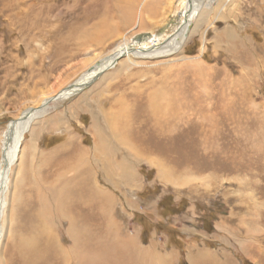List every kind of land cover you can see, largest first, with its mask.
<instances>
[{
	"label": "rangeland",
	"instance_id": "1",
	"mask_svg": "<svg viewBox=\"0 0 264 264\" xmlns=\"http://www.w3.org/2000/svg\"><path fill=\"white\" fill-rule=\"evenodd\" d=\"M151 1L138 0L124 23L102 0H0V160L10 122L117 57L23 133L0 264H21L12 245L38 227L67 264H264V0H226L190 26L178 53L130 66L114 52L122 40L148 51L181 21L182 0ZM154 90L151 105L129 102ZM97 140L107 149L96 157ZM71 193L87 198L74 212L97 234L89 249L67 232Z\"/></svg>",
	"mask_w": 264,
	"mask_h": 264
},
{
	"label": "bare ground",
	"instance_id": "2",
	"mask_svg": "<svg viewBox=\"0 0 264 264\" xmlns=\"http://www.w3.org/2000/svg\"><path fill=\"white\" fill-rule=\"evenodd\" d=\"M104 1H106V5L109 6L114 11L115 15L117 17L121 18V20L124 21V23H126V22L130 23V21H132L134 19V16H132V14L136 10L134 5H136L138 0H102L103 4H104ZM168 1L169 0H167V3L170 4V2H168ZM182 1H183L184 8L181 11V16H180L181 17V21L179 22V25L174 30V32L172 34H170L169 36L164 37L165 39L161 43L159 42V40H156V39L153 40L152 39V47L148 51H142V52L138 53V52H132V48L129 46V42L125 41V40H122L120 42L121 44L118 45L115 48L114 52L117 53V54L121 53L119 55V58H121V57L126 58L127 59L126 62L130 66H135L136 63H135L134 60L135 59L138 60V58H140L141 60H150L154 56H156V57L157 56H162L161 58H163V57L166 58V57L172 56V55L178 53L179 50L181 49L182 45L185 42L186 34H187L188 30L190 29V26L193 23H195V21L197 19H199L200 17L204 18V14H205L204 12L205 11L210 12L212 10L214 12V14H216L217 12L219 13L220 8L222 7V5H224L226 3V0H182ZM109 2L110 3L113 2L111 6L109 5ZM148 3H149V1H148ZM151 3H153V2L151 1ZM104 6H105V4H104ZM208 6H210V7H208ZM141 7H143V5ZM143 8H145V7H143ZM153 10H154V8H153ZM106 11L104 9L103 12H102L103 15H104V18H102V16H101V17H99L98 20H96L97 24H99V23H101V22H103L105 20L107 14H108V13H105ZM212 11H211V13H212ZM140 16L143 18L142 19L140 17L141 20L147 19L146 18L147 16L144 14L143 11H141ZM137 17H138V13H137L136 18ZM135 22L137 23L136 20H135ZM135 22L132 24V27L134 26V24H136ZM103 33H104L103 29L99 30L93 36L91 41L93 43H95V44L99 43L101 41L100 35L103 34ZM116 58L117 57H115L114 54L107 53L102 58V60H100L99 62L97 61L98 63L96 62V64L91 66L90 69H88L87 71L82 73V75L73 84H71V85L67 86L66 88H64L63 90H61V92L58 95H56L54 97H51V98L49 97L47 99L46 98L43 99L38 105H36L35 107L28 108L27 110H25L21 114V116H19L17 119H15L14 121H12V122H10L8 124V129H7V132H6V135H5V139H4L5 144L3 145L4 149H6V150L8 149V150L5 151V154H3V157H2L3 160H0V219L2 218V214L5 211V207L7 205V202L5 200V193L7 191V187H8V183H9L8 175H9L10 167L18 159L19 152H20V148H19L18 144L20 145V140L22 139V135L25 132V130L29 128L30 122L33 121L35 118H38V117L42 116L46 112V110L48 109V106H47L48 103H50L52 101H56V100H61V98H63V96L64 97L67 96V94H69L72 90L74 92L75 89L82 88V87L86 86L97 75L102 74L100 72L112 69L114 64L116 63ZM158 92L159 91L154 90L153 91V95H151V96H145V94H146L145 93L143 95V98H142L140 93H139V91H137L136 93L138 95H140V96L137 97V96L132 95V97H129V99H131V100H129V102H136V101H138L137 99H142L145 102H147V104L151 105L153 103V101L160 96V95L158 96ZM164 92H163V94H164ZM45 100L47 102H45ZM175 100H177V99H175ZM30 109L32 110L31 112H29ZM26 114H28V116H25ZM109 114L111 115L112 112H109ZM111 126H113V125H111ZM108 129H110V128H108ZM121 129H120V132L125 131V130H130L128 125L122 127ZM112 131H115V130H112ZM115 134H117V137L120 138L121 133L120 134L115 133ZM126 135H127V133H126ZM126 135H125V137H126ZM7 140H9L8 143L6 142ZM98 141L99 140H97V142H95V144H94V148H95V154L94 155L96 157H97V155H101L102 152H105V150L107 149V145L105 143H100L99 144ZM78 151H81L80 153L83 156H87V151H84V150H82L80 148L77 149L76 153H79ZM95 156H93V157H95ZM62 196H63V194H62ZM68 199H69L68 200L69 201V205L72 208L71 207L67 208L68 213L63 211V212H65V214L67 216L66 219H67L68 225H69V228H68V225L66 224L67 225V227H66L67 228V232L69 233L71 230L76 231V233H77L76 234L77 237L75 238L76 246L77 247H83L85 249L86 248L89 249V248H91L90 247L91 243H90V237L89 236H93L94 234L95 235H97V234L92 229H89V225L87 224V222L85 220H80L75 215V212H74V210H75L77 213H79V211H82V210L85 211L86 209H88V206L86 205V204H88V203H86L87 198L81 200L79 195H77L76 193H71L70 197ZM98 208L100 209V205L99 204H98ZM59 210L61 212L62 209H59ZM83 214L85 215L84 212H83ZM99 214L101 215L100 212H99ZM37 222H39V220ZM69 229H70V231H69ZM42 231H43V229L41 230V233H40L39 227H38L37 229L35 228L34 231L29 230L27 233L22 232V233L19 234V237H17V241L14 244H13V235L11 233L12 231L10 232L9 236H10V239L12 240L11 243L13 244L12 245V250L14 252V255L20 256V259L22 261L20 263L21 264H51V263H49V262H51V260L57 262L56 260L58 258V260H59V262L61 264H67V262H66V255H67L66 250L64 248L57 247L54 244V241L52 242V241L48 240L47 237H43L41 234H45V233H44V231L43 232ZM39 234H40V236H39ZM69 235H71V234H69ZM1 240L2 239H1V235H0V242H1ZM97 240H98V238H97ZM72 241L74 243V238L72 239ZM50 248H53V252H54L55 256H54V254H50L49 253L50 251H48V250ZM85 249H83V250H85Z\"/></svg>",
	"mask_w": 264,
	"mask_h": 264
},
{
	"label": "trees",
	"instance_id": "3",
	"mask_svg": "<svg viewBox=\"0 0 264 264\" xmlns=\"http://www.w3.org/2000/svg\"><path fill=\"white\" fill-rule=\"evenodd\" d=\"M163 203H160V208H163V205H162Z\"/></svg>",
	"mask_w": 264,
	"mask_h": 264
},
{
	"label": "water",
	"instance_id": "4",
	"mask_svg": "<svg viewBox=\"0 0 264 264\" xmlns=\"http://www.w3.org/2000/svg\"><path fill=\"white\" fill-rule=\"evenodd\" d=\"M32 110L30 109L29 112H31ZM29 114V113H28ZM28 114H26L25 116H28Z\"/></svg>",
	"mask_w": 264,
	"mask_h": 264
}]
</instances>
